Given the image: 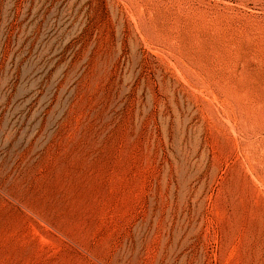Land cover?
Instances as JSON below:
<instances>
[{"label": "rangeland", "instance_id": "1", "mask_svg": "<svg viewBox=\"0 0 264 264\" xmlns=\"http://www.w3.org/2000/svg\"><path fill=\"white\" fill-rule=\"evenodd\" d=\"M0 264H264V0H0Z\"/></svg>", "mask_w": 264, "mask_h": 264}]
</instances>
